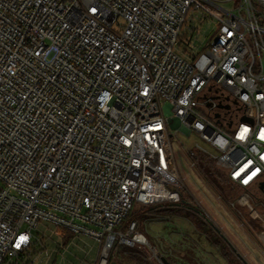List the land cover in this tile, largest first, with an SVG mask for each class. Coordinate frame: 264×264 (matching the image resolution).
Wrapping results in <instances>:
<instances>
[{"label": "built area", "instance_id": "obj_1", "mask_svg": "<svg viewBox=\"0 0 264 264\" xmlns=\"http://www.w3.org/2000/svg\"><path fill=\"white\" fill-rule=\"evenodd\" d=\"M195 13L215 33L187 56ZM172 130L264 224V0H0V264H28L43 223L95 240V264L151 247L125 223L181 202Z\"/></svg>", "mask_w": 264, "mask_h": 264}, {"label": "rangeland", "instance_id": "obj_2", "mask_svg": "<svg viewBox=\"0 0 264 264\" xmlns=\"http://www.w3.org/2000/svg\"><path fill=\"white\" fill-rule=\"evenodd\" d=\"M184 32L188 34V39L183 41L179 49L187 56L192 52L201 53L214 36L215 24L211 22V19L204 20L203 15L199 13L190 14ZM171 135L176 162L184 182L182 201L166 202L154 206L135 205L128 222L136 221L138 231L147 238L151 247L164 255L168 253L169 260L180 261L181 264H205L195 249L192 251L170 249L175 247L172 238L185 234L194 236L199 233L219 236V230L213 220L222 221L224 215L225 218L240 224L241 220L234 214L235 211L239 217L243 214L244 218L252 221L248 210L241 206L243 208L239 212L240 208L237 207V211L232 205L238 198L245 196L246 190L239 189L225 181L217 168H215L216 175L208 164L199 160L201 155L199 158L196 155L197 157L193 159L189 156L187 150L196 144L209 148L208 144L197 134L187 136L181 130H172ZM193 162L197 166L193 165ZM260 211L264 213L262 209ZM241 219L243 220L242 217ZM255 226L258 227L256 224ZM53 230L54 227L50 226L47 229V224L43 223L39 230L35 231V234L41 238V242L35 246L34 256L28 264H95L100 248L95 240L85 236L70 235L62 242L53 234ZM118 230L125 231V226L116 229ZM224 230L227 231L225 228L221 229L222 232ZM259 230L260 228L258 232ZM151 247L137 245L131 248L117 243L111 252L109 263L144 264L145 261L153 258L149 263L155 264L156 258ZM170 250L172 254H169ZM129 256L132 261L128 260ZM232 257L234 261L236 258ZM212 264L220 263L214 258Z\"/></svg>", "mask_w": 264, "mask_h": 264}, {"label": "crops", "instance_id": "obj_3", "mask_svg": "<svg viewBox=\"0 0 264 264\" xmlns=\"http://www.w3.org/2000/svg\"><path fill=\"white\" fill-rule=\"evenodd\" d=\"M244 201H246L245 198ZM237 207L240 208L238 209L239 211L243 208L237 204L235 210H237ZM244 209L248 210L250 216L249 208L244 206ZM234 214L241 220L240 224L229 218H225L224 215V221L218 222L216 219L215 222L213 220L214 225H217L216 227L219 230V236L214 237L212 234L205 235L198 232L199 234L194 236L185 234L181 237H173V243L176 248L173 247L170 249H181L182 251H192L195 249L199 252L198 254L202 257V261H205V264H212V259L214 258L220 264H264V233L260 236V233L264 230V224L261 220L253 219L250 216L252 221L246 218L249 223V225H247L236 211ZM250 224L253 226L254 230L251 228ZM255 224L258 225V227L255 226ZM224 228L227 229V231L224 230V232H222L221 229ZM259 228L260 232H258ZM66 238H68V236ZM171 245L173 244L171 243ZM232 256L236 258L234 261L232 260Z\"/></svg>", "mask_w": 264, "mask_h": 264}, {"label": "trees", "instance_id": "obj_4", "mask_svg": "<svg viewBox=\"0 0 264 264\" xmlns=\"http://www.w3.org/2000/svg\"><path fill=\"white\" fill-rule=\"evenodd\" d=\"M200 161H203L205 164H208L211 168H212V170L215 172V174L217 175V173H216V170H215V168H217L219 171H220V173H221V175L220 176H222L223 178H224V180L225 181H227L229 184H231V185H234L235 187H238L237 185H235V184H233L232 182H230L229 180H228V178H227V175H226V172L225 171H223L221 168H219L216 164H215V162L214 161H212L211 159H208L207 157H201L200 159H199ZM218 171V172H219ZM239 189H242V188H240V187H238ZM245 190V189H244ZM251 193L258 199V200H264V193L261 191V190H258V189H255V190H253V191H251ZM181 201H182V199H181ZM133 214V211L129 214V216H128V219H127V221H126V223H127V226L129 225V223L130 222H128V220H129V218H130V216ZM125 223V224H126ZM70 237V235H68V238Z\"/></svg>", "mask_w": 264, "mask_h": 264}, {"label": "flooded vegetation", "instance_id": "obj_5", "mask_svg": "<svg viewBox=\"0 0 264 264\" xmlns=\"http://www.w3.org/2000/svg\"><path fill=\"white\" fill-rule=\"evenodd\" d=\"M152 251H153V250H152ZM164 251H165V249H164ZM168 252H169V251H168ZM166 254L168 255V253H166ZM169 254H172V253L170 252ZM153 255H154V257L156 258V262H155V264H181L180 261H172V260H169V259L167 258V255H164V254H162V253H159V251H157V250H156V253L153 254ZM173 256H174V254H173ZM151 258H152V257H151ZM128 260H131V261H132L131 256H129ZM152 260H153V258L150 259L151 262H152ZM150 261H145L144 264H150V263H149ZM109 264H114V263H109ZM121 264H128V263H127V262H123V263H121ZM151 264H153V263H151Z\"/></svg>", "mask_w": 264, "mask_h": 264}, {"label": "water", "instance_id": "obj_6", "mask_svg": "<svg viewBox=\"0 0 264 264\" xmlns=\"http://www.w3.org/2000/svg\"><path fill=\"white\" fill-rule=\"evenodd\" d=\"M260 190L264 193V183L261 184V186H260ZM115 264H116V263H115Z\"/></svg>", "mask_w": 264, "mask_h": 264}, {"label": "snow or ice", "instance_id": "obj_7", "mask_svg": "<svg viewBox=\"0 0 264 264\" xmlns=\"http://www.w3.org/2000/svg\"><path fill=\"white\" fill-rule=\"evenodd\" d=\"M244 132H246L247 130L245 129V130H243ZM245 182H247V181H245Z\"/></svg>", "mask_w": 264, "mask_h": 264}]
</instances>
